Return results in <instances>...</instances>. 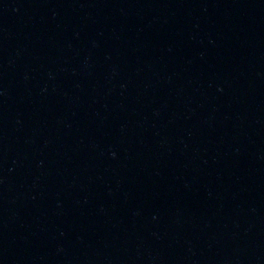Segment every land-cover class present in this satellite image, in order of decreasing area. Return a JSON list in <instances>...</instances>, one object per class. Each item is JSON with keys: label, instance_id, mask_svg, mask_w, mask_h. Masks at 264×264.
<instances>
[{"label": "water", "instance_id": "water-1", "mask_svg": "<svg viewBox=\"0 0 264 264\" xmlns=\"http://www.w3.org/2000/svg\"><path fill=\"white\" fill-rule=\"evenodd\" d=\"M0 264H264V0H0Z\"/></svg>", "mask_w": 264, "mask_h": 264}]
</instances>
